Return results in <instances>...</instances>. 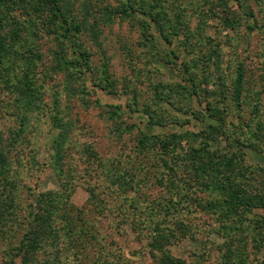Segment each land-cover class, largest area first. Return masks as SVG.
Instances as JSON below:
<instances>
[{
	"label": "rangeland",
	"instance_id": "obj_1",
	"mask_svg": "<svg viewBox=\"0 0 264 264\" xmlns=\"http://www.w3.org/2000/svg\"><path fill=\"white\" fill-rule=\"evenodd\" d=\"M58 1L70 34L35 0L0 5V18L7 15L6 57L0 65V149L13 132L31 133L32 146L24 150L23 145L14 159L32 183L31 191L61 187L51 166V141L60 132L56 116L63 117L76 124L66 158L72 164V186L66 182L65 195L75 187L72 204L91 212L103 243L121 256L119 261L155 264L147 229L161 224L194 231V237L169 245L187 264H264L263 207L243 213L228 212L221 204L209 207L213 198L199 185V174L207 182L227 185L229 179L238 182L242 173L246 198L257 204L264 196V0ZM130 4L139 10L134 16H129ZM158 9H164L161 17ZM143 10L161 19L164 27L177 25L180 36L173 38L172 47L179 61L165 59L162 41L160 50L145 42ZM167 32L152 31L162 40L172 38ZM182 57L189 66L199 65L195 85L186 82ZM211 104L221 111L216 123L220 131L212 137L206 114ZM204 134L213 149L227 155L226 165L218 163L207 172L200 168L197 174L194 165L199 161L190 154L206 147ZM167 165L179 172L173 189L168 180L176 176ZM115 178L133 183L136 192L127 194L128 201L119 185L111 186ZM180 181H187V187ZM28 199L37 196L25 195L24 205ZM133 218L138 228L129 223ZM20 221L6 229V238L0 229V264L3 257L10 262V255L20 264L18 245L26 230ZM62 239L64 248L67 239ZM97 247L70 250L63 260L98 264Z\"/></svg>",
	"mask_w": 264,
	"mask_h": 264
},
{
	"label": "trees",
	"instance_id": "obj_2",
	"mask_svg": "<svg viewBox=\"0 0 264 264\" xmlns=\"http://www.w3.org/2000/svg\"><path fill=\"white\" fill-rule=\"evenodd\" d=\"M37 3H42L45 9H48L50 14L49 16L57 21L59 27L64 31V33L70 34L72 31L69 25V19L63 13L62 8L59 6V1L57 0H35ZM6 2V0H0V5ZM128 2V0H127ZM127 6V5H124ZM131 12L129 16H134V13L139 12L138 9L134 8L131 4ZM164 9H158L156 14L161 17V13ZM128 11V10H126ZM144 25L146 33H145V42L151 49H158L160 41L165 44V49L163 52L166 54L165 59L168 61H173V58L176 60H180V55L173 45V38L180 36V30H178L177 25L167 26L163 24L162 20L159 18H153L149 16L147 12H144ZM123 13L125 10L122 11ZM9 17V16H8ZM7 22V15L1 16L0 18V65L3 64L4 59L6 57V49L7 42L5 37V31L3 32V28H5V24ZM56 22V23H57ZM153 30L158 31L160 35L166 36L165 32L171 33L172 38L166 37V39L157 38V36L152 33ZM162 37V36H159ZM162 44V45H163ZM181 47V45H179ZM187 46H193L191 43ZM186 46V49H188ZM170 48V49H168ZM191 49V47H190ZM160 50V49H158ZM164 60V59H163ZM212 62H216L211 57L209 58ZM181 65L185 64V69L182 71L183 74L186 75L188 79L186 82H191L194 85L196 84V71L198 72V64L193 67L189 66V62L186 59H181ZM196 69V70H195ZM243 72H241L238 78V92L241 93L243 88ZM29 92L28 95H30ZM238 93V94H239ZM28 102L32 99L27 97ZM202 112V111H201ZM206 113L210 118L209 121L212 120L209 127L211 128V135L217 134L220 131V126H216V123L219 121L220 117V109L211 104L207 108ZM56 124L60 129V132L57 135L53 136L51 141L52 144V160L53 164H51L53 171L57 175V178L60 179V189H53L47 191L45 193H35L32 190V183L27 181L23 176L22 172L15 167L17 162H14L15 157L21 152L22 146L26 150V146L29 144L32 146L33 137H29L31 133L29 132H13V136H10L9 141L7 142V146L3 149H0V229L3 234V238H6L7 228H16L14 227V223L23 217L24 220H21V225L25 226L26 230L23 235V238L20 242L18 255L20 258V264H67L65 260H63V254L69 252L70 250L80 249L81 251L85 248L88 249L92 246H98V264H128L126 261H119L120 255H116L113 252L108 251V245L103 243L104 238L102 235H99L97 231L96 224L91 221L90 215L91 212L83 211L76 208L72 202L71 197L74 192V188L69 189V194L65 195L64 187L66 182L70 181V176L72 174V164L66 161L72 152L68 147L69 141L72 139L73 130L75 128V122L66 121L63 117L56 116ZM24 132V133H23ZM207 134H204L202 137L205 138L204 144L206 147L198 148L195 150V154L191 153V160L199 161V163L194 165L197 174L200 171V168H203L202 171L213 170L223 163L226 165V154L217 152V149H213L211 146V138ZM259 137L257 136V139ZM218 142L220 138H217ZM151 149H154L153 146H150ZM172 150V151H176ZM219 150V149H218ZM167 151L163 150V154L167 155ZM15 153V156L12 157V154ZM91 154H95L94 152ZM194 154V155H193ZM97 159V156L95 157ZM229 163L231 161H228ZM66 164V165H64ZM70 164V165H69ZM70 166V167H69ZM167 170L169 173H174L176 178H169L168 180V188L173 189L177 187L178 179L180 176L178 175V171H175V166L169 167L167 165ZM65 168L67 170H65ZM213 176V174H211ZM241 175L238 177V182L232 181L229 179V183L227 185H220L219 181H205L202 179V175L199 174L200 181L199 185L206 188L208 194L213 198V200H209V207L219 206L221 204L222 207L227 208L229 210L235 211L236 209H242L243 211L252 210L257 206H262L264 209V196H262L256 204V199L246 198L245 196V186L241 180ZM109 177V176H108ZM183 182L187 187V181ZM111 186L119 185L120 190L122 192L125 200L128 201L129 196L132 192H136V189L133 183L128 181H121L120 178H115L110 180ZM70 186H72V182L70 181ZM76 186V185H75ZM190 186H188L189 188ZM105 189V188H104ZM105 193V192H104ZM112 193V191H111ZM25 195H33L37 196V200H26L27 204L24 205L22 198ZM92 195H97V193H92ZM106 195V194H105ZM131 200V199H130ZM27 222V223H24ZM134 222V223H133ZM130 224L133 223L134 228H138L140 225L135 218L132 219V222L129 221ZM184 225V224H183ZM182 225V226H183ZM148 232L151 233V242L152 245L151 253L152 258L155 264H187L183 259L174 256L175 254L171 251L169 245H175L181 239L186 238L187 236L194 237V231L191 230V227H181L178 231L173 230L168 227H163L161 224H157L153 226L151 230L147 229ZM13 232H16L14 230ZM9 235V234H8ZM66 237L65 247H62V242L64 241L62 238ZM142 235H138L141 237ZM196 240V239H194ZM69 245V248L66 247ZM9 256V255H8ZM16 255H10V262L6 261V258L3 257V262L1 264H16L14 258ZM6 261V262H5Z\"/></svg>",
	"mask_w": 264,
	"mask_h": 264
}]
</instances>
